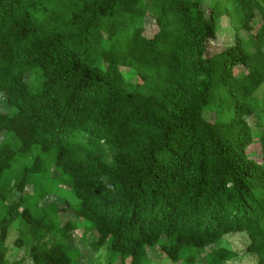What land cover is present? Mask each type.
I'll return each mask as SVG.
<instances>
[{"label": "trees", "instance_id": "obj_1", "mask_svg": "<svg viewBox=\"0 0 264 264\" xmlns=\"http://www.w3.org/2000/svg\"><path fill=\"white\" fill-rule=\"evenodd\" d=\"M263 84L264 0H0V264L14 225L31 264H83L79 229L106 264H223L237 233L264 264Z\"/></svg>", "mask_w": 264, "mask_h": 264}, {"label": "rangeland", "instance_id": "obj_2", "mask_svg": "<svg viewBox=\"0 0 264 264\" xmlns=\"http://www.w3.org/2000/svg\"><path fill=\"white\" fill-rule=\"evenodd\" d=\"M146 26H152L151 24L153 21L151 19H146ZM153 32L148 31L147 35L151 36ZM217 39L214 42L209 43V49L212 48V51L215 50L216 44H219L220 47H228L235 43L236 41V32L234 28L230 27L225 19L219 21V25L217 27ZM241 37L243 33H240ZM240 74L239 71H235V74ZM31 89L33 91L36 90V86L31 85ZM254 98L259 100H264V84L258 89V91L254 94ZM2 96L0 95V111L6 110L7 107L4 101H2ZM206 112L210 111V107L208 106L205 110ZM207 113L204 116L207 118ZM226 117H228L226 115ZM250 121V120H249ZM258 125L253 128L254 133L261 131L262 127L264 129V111L262 115L257 116ZM252 123V122H251ZM248 157L254 158L256 161L260 162V148L257 140H254L253 144L247 150ZM64 190H68L69 187L64 186L62 187ZM28 191L30 192L29 188ZM63 191H57L55 199L58 203H61V197ZM66 197L69 200H76L75 195L71 191H67ZM53 199V198H52ZM60 199V200H59ZM68 221L67 218L63 219V222ZM79 221V220H78ZM9 237L7 240L8 253L7 259L11 264H31L29 260H27L26 250L16 249L12 246L11 241L18 236L17 233V225H14L10 228ZM84 229L76 230L72 233L74 244L76 246H80L81 254L83 256V260L79 261L83 264L94 263V264H106L109 256V249L108 246L105 245L99 251H94L90 247V243L94 240L95 234L93 232L83 233ZM249 245V239L246 234L244 233H237V234H229L224 237L220 241L217 242L216 246L219 248H225L234 253V258L230 261H227L223 264H256L257 257L254 253H250L247 251V246ZM197 253V252H196ZM201 254H197L198 260L202 262ZM148 257L152 264H173L166 255L159 249L158 246L148 247ZM27 261H21L24 259ZM129 261H127V264ZM115 264H119L118 262Z\"/></svg>", "mask_w": 264, "mask_h": 264}]
</instances>
